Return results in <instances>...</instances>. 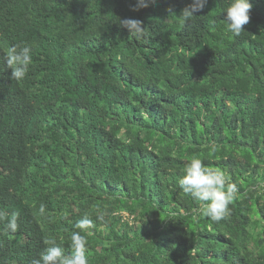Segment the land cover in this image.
I'll use <instances>...</instances> for the list:
<instances>
[{"label":"trees","instance_id":"16d2710c","mask_svg":"<svg viewBox=\"0 0 264 264\" xmlns=\"http://www.w3.org/2000/svg\"><path fill=\"white\" fill-rule=\"evenodd\" d=\"M190 2L0 0V61L32 46L23 80L0 63V210L19 213L15 232L0 221V264L46 240L70 253L73 231L88 264H264V0L239 37L228 0L182 24ZM190 157L236 184L227 218L179 188Z\"/></svg>","mask_w":264,"mask_h":264},{"label":"clouds","instance_id":"9594fccd","mask_svg":"<svg viewBox=\"0 0 264 264\" xmlns=\"http://www.w3.org/2000/svg\"><path fill=\"white\" fill-rule=\"evenodd\" d=\"M207 4L208 0H191L178 15L181 23H189L198 16L197 13L204 10ZM133 7L134 10L147 7L146 0H137ZM250 9L249 0H228L222 8L228 31L237 37L245 32L244 25L249 22ZM169 12L175 14L172 10ZM119 24L137 39L146 36L144 26L139 19H120ZM31 62L32 46L27 43L13 44L8 47L0 61L7 69H10V79L17 81L25 78ZM177 183L184 194L199 202V207L196 209L199 215L210 218L212 221H220L230 215L229 205L236 199L238 189L236 184L229 183V178L223 170L206 166L198 157H190ZM99 218L102 219V217ZM18 220V212L8 213L0 210V221H6L8 230L15 232L19 227ZM93 226L92 219L85 215L76 222L74 227L86 230ZM45 244L48 246L37 258L32 259L31 264H88L86 240L78 231H73L71 234L70 253L66 254L54 240H46Z\"/></svg>","mask_w":264,"mask_h":264}]
</instances>
